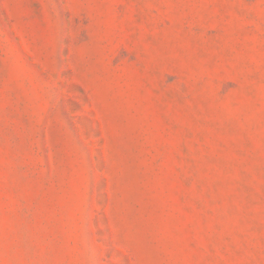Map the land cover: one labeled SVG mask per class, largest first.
Masks as SVG:
<instances>
[{
    "label": "rangeland",
    "instance_id": "rangeland-1",
    "mask_svg": "<svg viewBox=\"0 0 264 264\" xmlns=\"http://www.w3.org/2000/svg\"><path fill=\"white\" fill-rule=\"evenodd\" d=\"M0 264H264V0H0Z\"/></svg>",
    "mask_w": 264,
    "mask_h": 264
}]
</instances>
